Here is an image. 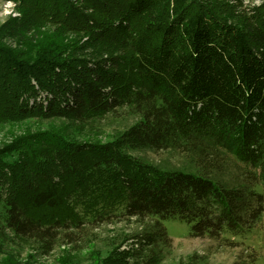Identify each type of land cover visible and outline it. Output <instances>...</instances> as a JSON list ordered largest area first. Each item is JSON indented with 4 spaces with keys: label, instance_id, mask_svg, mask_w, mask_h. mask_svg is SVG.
Here are the masks:
<instances>
[{
    "label": "trees",
    "instance_id": "trees-1",
    "mask_svg": "<svg viewBox=\"0 0 264 264\" xmlns=\"http://www.w3.org/2000/svg\"><path fill=\"white\" fill-rule=\"evenodd\" d=\"M9 1L18 15L0 26V123L84 124L118 110L135 120L106 141L47 128L0 151V230L52 251L87 227L135 220L134 245L94 264H158L173 244L166 219L213 239L256 224L264 11L236 25L192 0Z\"/></svg>",
    "mask_w": 264,
    "mask_h": 264
},
{
    "label": "rangeland",
    "instance_id": "rangeland-1",
    "mask_svg": "<svg viewBox=\"0 0 264 264\" xmlns=\"http://www.w3.org/2000/svg\"><path fill=\"white\" fill-rule=\"evenodd\" d=\"M213 15L228 23L241 25L256 11H264V0H192ZM15 3L0 0V26L18 15ZM89 10V9H88ZM75 37V36H73ZM123 110L109 113L84 124L63 119L41 120L37 118L0 123V151L12 147L19 137L39 129H61L77 138L106 141L134 122ZM135 155L153 162L176 163L178 156L169 151L135 150ZM237 170L232 171V179ZM241 176V175H240ZM261 189V187H259ZM173 244L158 264H186L191 255L205 256L206 264H264V212L256 224L241 233L225 232L221 239L192 237L191 224L176 217L163 221ZM0 230V264L21 261L29 264H94L111 251L121 252L132 247L143 233L141 223L126 220L100 227H87L80 232L76 242H61L52 251L36 240H25L10 232Z\"/></svg>",
    "mask_w": 264,
    "mask_h": 264
}]
</instances>
